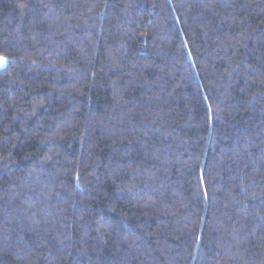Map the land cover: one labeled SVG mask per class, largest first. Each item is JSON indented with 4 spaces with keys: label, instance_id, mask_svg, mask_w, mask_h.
Here are the masks:
<instances>
[{
    "label": "trees",
    "instance_id": "1",
    "mask_svg": "<svg viewBox=\"0 0 264 264\" xmlns=\"http://www.w3.org/2000/svg\"><path fill=\"white\" fill-rule=\"evenodd\" d=\"M0 264H264V0H0Z\"/></svg>",
    "mask_w": 264,
    "mask_h": 264
},
{
    "label": "snow or ice",
    "instance_id": "2",
    "mask_svg": "<svg viewBox=\"0 0 264 264\" xmlns=\"http://www.w3.org/2000/svg\"><path fill=\"white\" fill-rule=\"evenodd\" d=\"M0 63H3V61H2V60H0Z\"/></svg>",
    "mask_w": 264,
    "mask_h": 264
}]
</instances>
